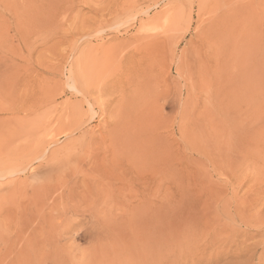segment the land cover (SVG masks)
<instances>
[{
  "label": "rangeland",
  "instance_id": "1",
  "mask_svg": "<svg viewBox=\"0 0 264 264\" xmlns=\"http://www.w3.org/2000/svg\"><path fill=\"white\" fill-rule=\"evenodd\" d=\"M0 264H264V0H0Z\"/></svg>",
  "mask_w": 264,
  "mask_h": 264
},
{
  "label": "bare ground",
  "instance_id": "2",
  "mask_svg": "<svg viewBox=\"0 0 264 264\" xmlns=\"http://www.w3.org/2000/svg\"><path fill=\"white\" fill-rule=\"evenodd\" d=\"M211 29H213L214 30V32H215V34L217 35V33H218V30H215L213 27L211 28ZM209 31V30H208ZM211 31L212 30H210V33H209V36L211 37V35L213 36V34H211ZM213 38V37H212ZM213 46V45H212ZM80 126H82L81 124L78 126V128L80 127ZM43 153V152H42ZM141 252V251H140ZM120 256V255H119ZM121 256H122V254H121Z\"/></svg>",
  "mask_w": 264,
  "mask_h": 264
}]
</instances>
